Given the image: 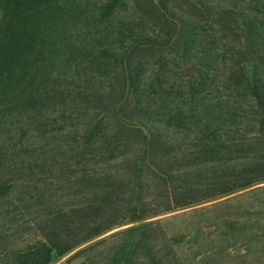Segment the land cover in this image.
I'll return each instance as SVG.
<instances>
[{
  "label": "trees",
  "instance_id": "obj_1",
  "mask_svg": "<svg viewBox=\"0 0 264 264\" xmlns=\"http://www.w3.org/2000/svg\"><path fill=\"white\" fill-rule=\"evenodd\" d=\"M176 2L0 0V264L264 180V0ZM158 221L113 234L169 264Z\"/></svg>",
  "mask_w": 264,
  "mask_h": 264
},
{
  "label": "rangeland",
  "instance_id": "obj_2",
  "mask_svg": "<svg viewBox=\"0 0 264 264\" xmlns=\"http://www.w3.org/2000/svg\"><path fill=\"white\" fill-rule=\"evenodd\" d=\"M176 1L183 10L196 13L185 6V0ZM199 15L205 16L203 12ZM252 57L264 60V56ZM174 68L181 82L178 91L186 95L189 92L186 79L195 66L183 62ZM220 80H223L221 73H211L208 92L218 91L216 84ZM93 83L99 81L93 80ZM169 90L173 92L176 87ZM98 106L99 114L101 104ZM156 219L160 221L147 226L150 235L146 241L150 239L158 249L163 245L161 252L170 250V245H166L169 242L174 248L172 255L167 254L166 262L169 264H264V180L229 194L115 225L54 258L50 264H108L112 249L123 238L132 254L121 257L118 264H152L155 257L147 253L145 246L132 248L130 245V238L139 230L113 233L128 225ZM17 241L20 244V239ZM86 245L90 246L83 248ZM79 248L83 249L77 252ZM143 255L145 257L141 258Z\"/></svg>",
  "mask_w": 264,
  "mask_h": 264
}]
</instances>
